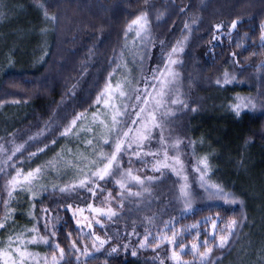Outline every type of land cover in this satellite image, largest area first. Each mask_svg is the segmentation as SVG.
I'll use <instances>...</instances> for the list:
<instances>
[{
  "label": "trees",
  "instance_id": "obj_1",
  "mask_svg": "<svg viewBox=\"0 0 264 264\" xmlns=\"http://www.w3.org/2000/svg\"><path fill=\"white\" fill-rule=\"evenodd\" d=\"M154 3L156 10L161 11L159 14L174 5L182 7L183 14H175L178 20L171 26L179 21L191 22L187 40L197 45L207 41L206 51L204 55L200 52L198 61L193 63L191 57L186 61L187 75L202 76L200 83H193V76L188 80L193 88L190 83L188 87L199 98L185 113L187 145L192 142L186 151L196 162L200 156L207 157L211 167L209 176L217 182L221 176L229 178L230 186L229 181L225 183L222 179L223 183L239 200L181 211L172 206L174 197L167 192L165 199L154 200L155 214L165 204H172L171 208L178 211L164 219L155 216L153 229L146 232L138 229L131 239L127 232L117 228L118 240L104 245L98 252L92 248L91 229L78 225L66 207L61 212L59 208L60 224L52 227L55 241L65 248L75 241L81 253L85 246L90 252L93 250L87 263L77 261L75 255L65 251L62 264H161V261L176 264L171 257L173 251L179 253L178 247L167 242L174 232L178 233L176 244L187 249L180 254V260L189 264H199V258L186 245L200 244L199 252H204L205 240L212 248L208 264H264V41L261 40L264 0H0V138L29 125L42 127L47 122L52 130L57 129L56 134L44 151L27 157L26 163L24 158L19 160V169L31 166L29 160L35 165L38 156L47 153L55 156L58 150L62 159L72 157L74 160H68L87 162L103 138L104 122H100L98 115L104 103L97 104L96 97L104 89L103 86L96 89L104 78V86L113 81L112 75L104 76L105 69L111 65L112 49L119 36L128 39L129 25L138 16L147 14ZM45 11L56 19H47ZM233 21L237 22L235 28ZM169 27L155 31L156 37L166 42L161 46L165 53L174 42L171 34L166 33ZM137 81L126 103L129 107L135 102ZM246 96L254 98L256 104L242 108L237 115L234 105ZM81 113L86 118L78 120L68 135H62ZM105 114L108 116L109 112ZM171 119L167 120L169 127L173 133H179L181 125ZM121 120L127 121V115ZM88 140H92L91 145ZM114 140L110 138L106 144L109 151ZM71 147L77 149L71 150ZM224 154L234 157L237 170L247 174H234ZM241 184L258 195L254 201L260 210L259 233L253 223L254 207ZM41 198L45 201L47 194L39 201ZM0 199L5 200L1 189ZM145 203L140 199L141 205ZM36 205L34 208H38ZM4 210L0 204V218ZM32 219L29 224L37 222L38 217ZM233 220L238 222L234 234L224 248L217 247L219 237L228 235L225 229ZM213 222L216 229L212 227ZM121 235H125L123 240H119ZM145 236L147 246L140 247ZM112 247L118 251L111 252Z\"/></svg>",
  "mask_w": 264,
  "mask_h": 264
},
{
  "label": "rangeland",
  "instance_id": "obj_2",
  "mask_svg": "<svg viewBox=\"0 0 264 264\" xmlns=\"http://www.w3.org/2000/svg\"><path fill=\"white\" fill-rule=\"evenodd\" d=\"M156 7L157 5L154 3V6L147 12V14L140 16L146 17V23L141 20L140 24H133L132 22L129 25L131 28L128 27L129 30L127 29L128 31H126V33H130L128 39H126L127 37L124 38V35L117 38L109 58V63L111 62V65H109L108 70L106 68L104 71V76L112 75L113 78V81L110 84L111 87L109 89V93L106 97L108 99V105L103 104L104 106L101 108V112L98 115L100 122H104V125L106 124L108 125V128H111L112 116L115 115L117 109H119L121 112L124 111L122 104H126L130 99L129 95L132 92L136 79L139 81V85L136 87V92L133 96L135 102L132 103L128 111L129 113H132V115L131 117L127 116V121L130 123L131 119L136 118L134 113L139 111L140 107H145L147 110H151L154 104L153 97H156L157 99L159 98L157 93L160 90V80L165 78L161 77L160 73L164 71L165 65H169L172 72L177 74L174 82L165 89V91L168 93L165 99L170 101L171 99L179 98L184 102L185 105H187V107L181 104H171L170 102L166 103L164 107L156 113L157 117L160 118V122L162 123L163 127L162 129L152 128L151 139L145 141L146 146L142 150V159H137L134 155H131V152H129V156H131L132 160V163L129 164V156L122 157L119 173L126 172L129 168H131L133 175L139 176L143 181V184L141 185L136 184L134 181H128L127 188L122 190L119 184L116 183V180L121 179V176L118 173L113 177L106 178L105 181H99V186L96 188L95 196H93L91 192L84 189H77V191L71 195L61 193L59 191V188L68 184L78 183L80 179H83L84 175L79 171V169H83L85 172L88 171V167L86 166H90V161L95 160L100 152L110 154L113 151V147L110 151L108 150L106 144L103 143V140L105 138L109 140L110 138H115V133H109L108 128L103 127V138L100 142L99 148L95 149V152L92 153L93 156L88 158L87 162L85 161L84 163H81L79 161L68 160H74L72 157H67L68 159H62L59 150V152L56 151L55 156L51 153H47L46 156H38V160L35 165H32V162L29 160L31 166L23 168L24 173L41 166L44 167V173L36 182L34 193L30 195L26 192H17L14 195V199L12 200L9 208V211H11L13 215L6 224L5 228L0 229V240L7 242L10 235L15 236L23 229H31L36 227L39 229V235L47 236L52 242L58 243L65 251H69L71 243H69V245L65 248L60 244V242H56L55 238L52 236V227L59 225L61 221L59 216V208L61 212L63 211V208L66 207V209H68V211L74 215L76 222L79 221V224L82 227H84L88 221H93V226L90 232L100 236L101 239H108L109 242L105 244L107 245L113 243V240L114 242L115 240H118L116 237L120 232L117 230V228L127 232L126 235L129 237V239L135 237V235L138 233V229L141 230L143 228L144 232L153 229L152 226L156 224L154 221L155 216L159 215L160 218L164 219L168 218L170 215H173L175 211H178L176 208H171L172 206L178 207L181 211H187L193 206L195 207L210 203L214 204L230 202L233 199L236 201L239 200L233 194L231 188L224 185L223 183L222 179H224L225 183L226 181H229L230 186V182L232 181L229 180V178L221 176L218 179L219 182H217L209 176V172H211L209 163V169L207 175L205 176V180L208 184L219 185L223 189L224 193L228 194V198L225 199L222 195H212L211 191L215 190H206L205 187H202L200 180L201 173L195 171V168L197 167L198 161L203 157H198L196 162L191 158L190 155H188L186 151L188 137L184 127L187 118L185 113L187 112L190 105H192L199 98L196 92L190 90L193 88V85L188 80L193 76V83L196 84L198 82H202L200 80V78H202L201 75L198 77L197 75H187L186 61L189 60L190 57L194 60L193 63L198 61L196 60L197 57H200L201 54L204 55V51H206L205 43L207 41L200 42V44L197 45L192 44L187 40L188 30L190 28L189 25H191V22L184 23L179 21L180 23L178 22L175 26L173 25L174 27L171 26L172 24H175L176 20H178V17L174 15L183 14L184 10H181L183 9L182 7H177L174 5L171 6L166 12L162 11L160 14L159 12L161 11L159 10L158 12ZM137 18H139V16ZM172 18H174V20H172ZM141 25H143V27H141ZM169 25L171 27H169ZM167 26L169 29L172 28L171 31L168 29L166 33L171 34V39L174 42L170 50H167V53H165L162 51L164 48L162 49L161 46L165 45L166 42L163 43L162 40L158 39V37H156L157 33L155 31L163 30ZM173 48L177 49V51L174 53L172 51ZM170 56L172 60L176 61L175 64H169ZM103 66L107 67L106 64ZM97 75H99L98 71H96V76ZM154 76L156 77L155 79ZM167 79H171V77L168 76ZM104 80L102 81V84L97 87V91L102 88V86L104 89L105 86L109 84L108 83L104 86ZM117 83L121 85V88H116ZM188 83L191 84V88L188 87ZM120 91H125L126 96L121 98L119 96ZM146 92L152 94L151 96L147 97L149 100L148 105H144L142 103ZM138 94L141 97V102L136 100V96ZM246 98L250 99L251 104L254 105V102L256 101L254 98H249L248 96H246ZM246 98L244 97L241 99L242 102L245 101ZM112 105H115V108H113ZM133 105H136V107L133 108ZM105 111L109 112L108 116H106ZM165 111H169L170 114L161 117V114ZM146 114L147 113H145V115ZM123 117L124 116L118 117V119L121 120ZM170 118H172L171 120L175 119L173 121L177 122L176 124H178V126L181 125L182 128L179 130V133H173V130L169 127L167 120H170ZM49 125L50 124L47 122H44L42 127L37 125H29L20 130L18 133H10L9 135L2 136V138H0V146H2L5 150L0 151V167L6 168V172H0V189L3 192L5 200H7V192L4 190L6 177L9 174H15V170L11 167V165L15 164V167L19 169L21 167L18 164L19 160L24 158L26 163L28 162L26 161L27 157H33L28 155H31V153L34 152L38 153L39 149L45 147V145L51 140L57 131V129L52 130ZM130 126L135 129L139 125ZM161 132L164 136L163 142L160 140ZM217 139L219 140L220 138ZM177 140L183 141L179 150L170 147ZM19 145L24 146L22 151L16 152L15 155H12V153L15 151V148ZM224 145L225 144H222V146ZM72 149L76 150L77 148L71 147V150ZM49 150L51 151L52 149L49 148ZM165 150H167L169 157L178 155L180 160L183 162V171H181L180 175H177L176 172L172 171L171 166L174 163L172 159H169L168 161L170 167H162L160 172L153 170V166L157 164V161H160L161 164L164 162L163 152ZM147 151H159L161 155L159 157H153L151 155L144 156L143 152ZM224 155L225 157L227 156V162H230L231 166H229L234 174H247L243 172V170H237L235 161L236 159L234 157L227 154ZM8 156H12V159L5 163ZM49 162L52 163L50 164ZM227 162L225 163L227 164ZM176 167L179 168L178 165ZM184 176H187V181H185ZM44 177H47L48 179H44ZM148 177H152L153 179L149 180ZM185 184H187L186 191L189 193L188 196L183 195L181 192V188ZM251 186L254 187L252 184ZM101 188L103 191L100 190ZM241 189L247 193L250 202L254 207L253 223L256 224L255 229L257 233H259L261 227V217L259 216L260 210L254 201L257 199L258 195L253 193V191L247 188V186L244 187L242 184ZM129 192H138L139 195H129ZM167 192H169V195L174 197L172 202L174 204H165L161 206V209L157 208L158 210L156 211V215L153 210L155 209L154 200L157 199L158 202V200L165 199L164 196L167 195ZM109 193H111V196H109ZM45 194H47L46 200L44 201L41 198L39 201V198L42 195L45 196ZM106 199L108 202L103 203V201ZM140 199L146 203L141 205ZM175 199L178 204L175 202ZM36 203H38L39 206L36 205ZM30 204H32V206ZM34 205L38 206V208L41 207L40 210L37 207L34 208ZM68 205H71L72 207L68 208ZM88 205H92L93 208H101L104 211H107L108 208H111L117 213V215L113 216L112 219H108L105 216H100L98 213L91 212L88 209ZM15 207L16 210L14 209ZM44 209H47L48 211L44 212ZM77 209H83L84 211L79 212ZM127 212L128 215H126ZM39 213L41 214L39 215ZM129 215H131L130 218ZM3 216L4 213L0 219H2ZM33 216L38 217V220L37 222L29 224L31 223ZM96 219L100 220V224L94 223ZM45 224L48 225L47 231H45L44 228ZM101 224L103 227H101ZM32 235H35V233H28L24 238L31 239ZM170 237L171 236H169L168 239ZM92 238L94 239V237ZM124 238L125 235H121L119 240H123ZM164 240L165 239H163V241ZM186 246L191 250L192 245ZM47 247L49 246L40 243L30 245L28 250L38 253L41 257L47 256L50 261L53 252L51 248L47 250ZM180 247H184L186 249L184 245L179 246L177 249L179 253ZM70 253L71 255L75 256L79 255V261L81 263H87L89 259L88 257L85 258L83 255H81V252L76 253L74 250H72ZM56 254L58 255V253ZM236 257L235 260L237 259ZM169 262L171 263L170 260Z\"/></svg>",
  "mask_w": 264,
  "mask_h": 264
},
{
  "label": "snow or ice",
  "instance_id": "obj_3",
  "mask_svg": "<svg viewBox=\"0 0 264 264\" xmlns=\"http://www.w3.org/2000/svg\"><path fill=\"white\" fill-rule=\"evenodd\" d=\"M40 7H44V5H40ZM44 15L47 19H51L53 21L56 19L55 16H49L47 11H45ZM141 20H143L145 23L147 22L146 17H139L137 18V20L133 21V24H140ZM236 24L237 22L233 21L232 27L235 28ZM129 27L131 28V26ZM141 27H143V25H141ZM261 40L264 41V34L261 35ZM172 51L174 53L177 51V49L173 48ZM175 63L176 61L172 60L170 56L169 64H175ZM160 75L161 77H165V78L160 80V90L157 93V96L159 98L157 99L156 97H153L154 104L151 110H147L145 107H140L139 111H136L134 113L136 118L131 119L129 123V121L126 120L122 121L118 119V117L124 115H127L129 117H131L132 115V113H129L127 111L129 106L127 104H122L124 111L121 112L119 109L116 110L115 115L112 116L111 128H108V125L106 124L104 125L105 128H108L109 133H115V140L112 142L113 151L110 154L100 152L95 160L90 161V166H86L88 167V171L85 172L83 169H79V171L83 173L84 178L80 179L78 183L68 184L65 185L64 187L59 188V191L61 193H66L68 195H71L72 193H75L77 189H84L86 191L91 192L92 195L95 196L96 188L99 186V181H105L106 178L113 177L119 173L123 156H129V152H131V155H134L137 159H142V150L146 146L145 141L151 139L152 128L162 129L163 127L162 123L160 122V118L157 117L156 113L161 108H163L166 103L170 102L171 104H181L187 107V105H185L184 102L179 98L171 99L170 101H167L165 99V97L168 95L165 89L174 82L177 74L172 72L169 65H165V69L163 72L160 73ZM168 76H170L171 79H167ZM155 78L156 77L154 76V79ZM224 82L225 83L229 82L227 73H225ZM217 83H219V81H217ZM110 87H111L110 84L106 85L104 90H102L101 93L96 97L97 104H100L103 101L104 105H108V99L106 97L109 93ZM116 88L117 89L121 88V85L117 83ZM151 95H152L151 93L146 92L145 98L142 101L144 105H148L149 100L147 97ZM119 96L121 98L125 97L126 92L120 91ZM136 100L138 102H141V97L139 94L136 96ZM248 106L254 107V105L251 104V100L246 98L245 101L235 104L234 110L236 111L237 115H239L240 110ZM112 107L115 108V105H112ZM132 107L135 108L136 105H133ZM145 113L147 114L145 115ZM169 114H170L169 111H165L161 114V117ZM85 118L86 117L84 113L78 114L76 118L72 120L71 124L67 128H65L62 135H68L72 131V129L76 126L77 121ZM93 120H95V117H93ZM130 125H139V126L134 129ZM88 130L91 131L90 128ZM160 140L161 142L164 141V136L162 132L160 134ZM53 143H55V141H53ZM103 143L108 144L109 139L105 138L103 140ZM182 143L183 141L177 140L170 147L179 150L180 145ZM191 143L192 142L189 141V144L187 146H191ZM88 144L91 145L92 140H88ZM23 147H24L23 145L17 146L15 148V151L12 153V155H15L16 152L22 151ZM45 147H47V145H45ZM0 151H5L2 146H0ZM38 151L42 152L44 151V149L41 148ZM36 155H37L36 152L31 153V156H36ZM143 155L144 156L151 155L153 157H159L161 153L159 151L156 152L147 151V152H143ZM163 157H164V162L161 164L160 161H157V164L153 166V170L160 172L162 167L163 168L170 167L168 161L169 159H172L174 163L171 166V169L172 171L176 172L177 175H180L181 171H183V162L180 160L179 156L177 155L174 157H169L167 150H165L163 152ZM11 159L12 156H8L5 163H7V161ZM49 163L51 164L52 162ZM128 163L129 164L132 163L131 156H129ZM177 165L179 166V168L176 167ZM11 167L15 170V174L14 175L9 174L6 177V183L4 184V190L7 192V200L0 199V204H3L5 209L4 216L2 219H0V229L5 228L6 224L13 215V213L9 211V208L12 200L14 199V195L17 192H26L29 193L30 195L34 193L36 182L38 181L40 176H42L44 173L43 166L37 167L34 170L28 171L27 173H24L23 169L16 168L15 164H12ZM208 169H209L208 158L207 157L201 158L198 161L197 167L195 168V171L201 173L200 175L201 186L205 187L206 190H215V191H211L212 195H222L225 199H227L228 194L224 193L223 189L219 185L208 184L207 181L205 180V176L207 175ZM0 172H6V168L0 167ZM119 174L121 176V179L116 180V183L119 184L122 190L127 188L128 181H134L136 184H141V185L143 184V181L140 179L139 176L133 175L131 168H129L126 172ZM148 179L151 180L153 178L148 177ZM184 179L185 181H187V176H184ZM186 189H187V184L182 186L181 192L183 195L188 196L189 193L186 191ZM100 190L103 191L102 188ZM129 195H139V193L129 192ZM109 196H111V193H109ZM107 202H108L107 199L103 201V203H107ZM230 202L237 203V201L234 199L231 200ZM67 207L71 208L72 206L68 205ZM88 209L91 212L98 213L100 216H105L108 219H112L113 216L117 215V213L113 211L111 208H108L107 211H104L101 208H93L92 205H88ZM43 211L47 212L48 210L44 209ZM77 211L83 212L84 210L77 209ZM33 218L35 217L33 216ZM77 223L79 225L80 222L77 221ZM94 223L100 224V220L96 219ZM84 226L91 229L93 226V221H88V223ZM237 226H238L237 221L235 220L231 221L230 224L225 229L228 235H221L219 237V243L216 246L219 248H224L229 242V237L232 234H234L235 228ZM101 227H103L102 224ZM192 227L195 228L196 225H193ZM212 227L213 229H216L215 222H213ZM44 228L45 231H47L48 225L45 224ZM28 233H35V235H32L31 239H25L24 237ZM89 235L94 237L92 242V248L95 249V251L97 252L100 251V249L106 243L109 242L108 239H101L100 236L96 235L93 232H90ZM176 235H178V233L174 232L173 238L168 240L167 242L179 247V245H177L175 241ZM52 236H55L54 231L52 232ZM161 239L163 240L164 237H161ZM213 239H215L214 236ZM147 241H148V237L145 236L144 243H142L140 247H146ZM40 243L48 245L51 248L53 255L51 256L50 261L47 256L41 257L39 256L38 253L31 252L28 250L30 245L40 244ZM208 243L209 242L207 240L202 242L203 246L206 248L204 252H199V247L201 246L200 244L194 243L191 246L192 253L199 258V264H208V259L212 252V248L208 247ZM72 250H74L76 253L81 252V249L77 247V243L75 241L71 243L69 252H71ZM117 251L118 249L116 247H112L111 252L115 253ZM185 251L186 250L184 247H180V253L173 251V255L171 259L176 261V264H189V262L180 260V254L185 253ZM56 253H58V255ZM82 255L85 258L92 255V253L89 251L87 246L84 247L82 251ZM132 255L135 256L136 252L133 251ZM65 258H66L65 250L61 248L58 243L52 242L47 236L39 235V229L36 227H33L31 229H23L19 234L15 236L10 235L8 237L7 242L0 240V264H62V262L65 261ZM75 259L79 261L80 256L77 255ZM161 264H163L162 261Z\"/></svg>",
  "mask_w": 264,
  "mask_h": 264
}]
</instances>
